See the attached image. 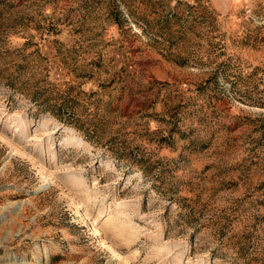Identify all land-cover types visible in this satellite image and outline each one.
<instances>
[{
	"label": "rangeland",
	"instance_id": "rangeland-1",
	"mask_svg": "<svg viewBox=\"0 0 264 264\" xmlns=\"http://www.w3.org/2000/svg\"><path fill=\"white\" fill-rule=\"evenodd\" d=\"M0 264H264V0H0Z\"/></svg>",
	"mask_w": 264,
	"mask_h": 264
},
{
	"label": "bare ground",
	"instance_id": "bare-ground-1",
	"mask_svg": "<svg viewBox=\"0 0 264 264\" xmlns=\"http://www.w3.org/2000/svg\"><path fill=\"white\" fill-rule=\"evenodd\" d=\"M45 179H48L47 178V176H45L44 177ZM49 182V180H47V183ZM44 184H46V183H44ZM79 208V211L81 210L80 209V206H78ZM84 215H83V213H82V218H85V217H83ZM102 246H104V247H106L107 248V250H109V251H111V255H114L116 258H119V255H118V253L116 252V251H114V249L111 247V246H109V245H106V244H104L103 242H102Z\"/></svg>",
	"mask_w": 264,
	"mask_h": 264
},
{
	"label": "trees",
	"instance_id": "trees-1",
	"mask_svg": "<svg viewBox=\"0 0 264 264\" xmlns=\"http://www.w3.org/2000/svg\"><path fill=\"white\" fill-rule=\"evenodd\" d=\"M55 116H58L57 114H55V113H53ZM57 118H59V120L62 122V119H61V117H57Z\"/></svg>",
	"mask_w": 264,
	"mask_h": 264
}]
</instances>
